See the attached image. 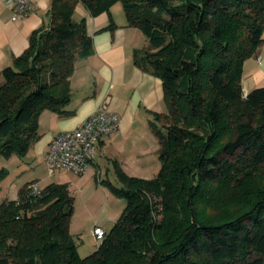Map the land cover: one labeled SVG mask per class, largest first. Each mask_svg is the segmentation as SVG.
<instances>
[{"label": "trees", "instance_id": "1", "mask_svg": "<svg viewBox=\"0 0 264 264\" xmlns=\"http://www.w3.org/2000/svg\"><path fill=\"white\" fill-rule=\"evenodd\" d=\"M116 2L149 40L135 64L163 82L167 111L150 122L160 172L142 179L118 165L122 186L110 188L127 208L85 258L68 186L33 195L26 184L0 204V264H264V87L242 89L264 43V0H53L48 29L0 72V157L28 152L44 110L72 114L70 78L93 52L76 8L97 16Z\"/></svg>", "mask_w": 264, "mask_h": 264}, {"label": "crops", "instance_id": "2", "mask_svg": "<svg viewBox=\"0 0 264 264\" xmlns=\"http://www.w3.org/2000/svg\"><path fill=\"white\" fill-rule=\"evenodd\" d=\"M52 2L32 0L30 13L13 20L14 0H0V72L26 51L34 31L48 29ZM116 8L113 5L110 11L97 16L82 5L76 8L74 18L86 19L93 52L77 60L70 78L72 99L65 110L72 114L60 116L44 110L39 119V138L30 150L45 158L56 136L77 128L110 95L111 109L120 116L119 129L99 142L91 168L109 175L116 174L119 165L129 176L148 178L161 168L159 142L150 122L154 113L167 111L164 87L159 77L135 64V51L148 49L149 40L140 29L128 26L125 12L121 14ZM263 87L264 43L244 62L242 74L243 93Z\"/></svg>", "mask_w": 264, "mask_h": 264}, {"label": "rangeland", "instance_id": "3", "mask_svg": "<svg viewBox=\"0 0 264 264\" xmlns=\"http://www.w3.org/2000/svg\"><path fill=\"white\" fill-rule=\"evenodd\" d=\"M114 5L123 14V4L116 2ZM75 18L81 20L77 16ZM160 169L142 179L155 178ZM0 170L7 172L0 181V204L17 199L20 190L31 182L39 181L43 187L51 183L68 186L70 194L75 198L70 230L81 258L92 255L99 248L94 230L99 227L110 232L127 208V200L114 194L110 188V185L122 186L119 177L114 173L107 175L105 171L102 175L91 168L88 173L80 175L64 168L50 176L45 158L30 149L24 155L0 157ZM161 217L159 215L158 219Z\"/></svg>", "mask_w": 264, "mask_h": 264}, {"label": "built area", "instance_id": "4", "mask_svg": "<svg viewBox=\"0 0 264 264\" xmlns=\"http://www.w3.org/2000/svg\"><path fill=\"white\" fill-rule=\"evenodd\" d=\"M32 0H14L13 20L26 17L31 11ZM247 94L244 93V97ZM120 116L111 109V97L107 95L96 111L72 131L56 136L45 154V161L52 176L59 169H69L80 175L88 173L97 146L105 137L118 131ZM44 187L41 182L29 185L30 193L38 195ZM97 244L100 245L106 232L97 227L94 230Z\"/></svg>", "mask_w": 264, "mask_h": 264}]
</instances>
